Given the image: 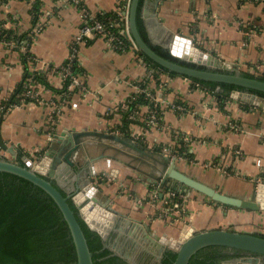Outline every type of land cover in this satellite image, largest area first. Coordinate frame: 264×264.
<instances>
[{
    "label": "crops",
    "instance_id": "1",
    "mask_svg": "<svg viewBox=\"0 0 264 264\" xmlns=\"http://www.w3.org/2000/svg\"><path fill=\"white\" fill-rule=\"evenodd\" d=\"M124 1L80 0V4L96 15L114 12ZM36 3L39 8L33 16ZM151 7L141 11L140 19L152 45L159 46L166 35L164 28L169 29L190 37L196 46L234 64L240 72L264 77V0H161L155 10ZM81 25L79 7L72 3L0 0V29L25 33L28 41L26 56L0 43V114L4 110L0 139L6 146L0 145V156L15 161L22 156L35 159L55 149L48 136L62 131L66 135L83 130L126 136L143 145L145 153L95 135L80 138L73 159L79 165L93 160V182L99 186L101 201L108 199L116 210L161 233L176 235L190 221L196 229L221 226L264 235V210L217 203L195 190L184 191L188 196L182 220L156 218L164 196L153 205L149 199L153 186L148 182L160 173L162 166L156 160L161 158L162 146L174 151L180 143L184 158L175 159L180 171L220 194L248 199L256 179L264 174L263 111L241 100L219 99L181 75L147 76L137 61L139 53L114 49L98 34L78 46V73L87 92L68 93L54 67ZM23 81L36 99H19L7 107ZM162 83L165 89L160 93ZM144 89L156 93V100L147 98ZM154 104L155 121L149 122ZM123 105L135 112L132 119L127 118ZM56 106L59 113L50 131L47 117ZM114 148L121 149L112 153ZM233 149H239L241 156L235 157ZM129 158L133 160L130 166L122 167ZM213 159L229 173L202 165ZM162 190L168 191L166 186Z\"/></svg>",
    "mask_w": 264,
    "mask_h": 264
},
{
    "label": "water",
    "instance_id": "2",
    "mask_svg": "<svg viewBox=\"0 0 264 264\" xmlns=\"http://www.w3.org/2000/svg\"><path fill=\"white\" fill-rule=\"evenodd\" d=\"M160 1L143 0L140 16L141 11L145 12L148 6H152L151 8L155 10ZM138 5L139 0L129 1L127 25L139 54L147 56L169 72L189 79L227 83L240 87L231 89L228 98L247 101L264 113V97L253 92H264V79L255 75L252 77L243 75L234 64L224 63L214 54L196 46L190 37L177 34L164 27L166 35L158 41V45L166 49L175 59L159 54L151 46L150 41L143 39L138 30L136 20ZM218 89L219 86L216 87V90ZM246 96H249V101L246 100ZM3 112L4 110L0 114V121ZM87 135L108 139L140 154L145 153V147L129 137L108 131L82 130L70 135H66L63 131L50 134L48 139L55 145V149L46 150L35 159L22 156L20 163L0 156V171L11 172L31 181L44 189L56 202L72 236L76 264H93L91 252L76 215L89 229L100 235L105 247L124 258L128 263L133 264L135 260L133 255L123 250L119 242L121 238L131 240L135 248L152 255L156 261H160L166 250H172L175 253L172 264H187L191 255L208 245L240 250L242 255L236 257L232 264H264V235L256 231H239L221 226L196 229L190 221H186L176 235L161 233L156 228L142 224L130 215L116 210L109 204L108 199L101 201L98 196L99 186L93 182L95 175L91 162L93 160L87 159L83 165H79L73 159L81 146L80 138ZM0 145L6 148L1 139ZM159 156L160 160L156 161L162 166L160 173L156 178L148 179L149 185L158 183L159 198H162V189L166 186L167 190L180 191L186 198L188 196L184 193L186 189L195 190L208 195L217 203L264 210V174L256 179L257 182L251 189L248 199L236 198L220 194L180 171L174 158L162 153H159ZM74 167L79 169L75 171ZM68 201L75 208L76 214ZM110 234H114L115 238L108 245L106 241Z\"/></svg>",
    "mask_w": 264,
    "mask_h": 264
},
{
    "label": "trees",
    "instance_id": "3",
    "mask_svg": "<svg viewBox=\"0 0 264 264\" xmlns=\"http://www.w3.org/2000/svg\"><path fill=\"white\" fill-rule=\"evenodd\" d=\"M142 1L139 0L138 5L137 27L143 39L148 41L140 19ZM38 8L39 4L36 3L32 8L33 16L37 15ZM107 15L113 18L111 29L114 31L120 29L122 22L116 11L108 14H96L95 16L103 20V17ZM0 30L1 36L4 38H11L19 44L28 43L25 33ZM151 46L159 54L173 58L166 49L156 45ZM140 56L150 66L174 74L160 67L147 56L143 54ZM73 69L79 76L76 62ZM242 74L254 76L250 73ZM260 78L264 79V77ZM191 80L205 90L216 94L219 99H227L231 89L240 88L227 83ZM25 85L27 84L23 81L16 87L6 102L7 107L24 98L26 88L30 87L29 85L25 87ZM217 86H219L218 90H216ZM253 92L264 97V92ZM176 150L182 152L183 146L179 143ZM17 161L21 163V159ZM68 202L76 214L75 208L70 201ZM76 217L85 235L93 264H129L124 258L105 247L104 240L101 239L100 235L89 229L77 215ZM113 236L114 234H110L107 241ZM240 255L241 251L238 249L208 245L191 255L187 264H220L223 259ZM174 258L175 253L172 250H166L160 261L154 264H172ZM0 264H76V252L72 236L56 202L38 185L7 171H0Z\"/></svg>",
    "mask_w": 264,
    "mask_h": 264
},
{
    "label": "built area",
    "instance_id": "4",
    "mask_svg": "<svg viewBox=\"0 0 264 264\" xmlns=\"http://www.w3.org/2000/svg\"><path fill=\"white\" fill-rule=\"evenodd\" d=\"M60 1L64 3H72L76 5L77 7H79V13L82 18V25L77 30V32L74 33L70 37L68 41L67 52L64 58L62 59V61L59 64H57L54 67V69L57 71V73L61 77L65 85L64 87H65L66 92L86 93L87 88L85 84L83 83L81 78L75 73L73 69L74 63L75 62L77 63L78 61L77 59L78 49H79L78 46L80 43L83 42V40L86 37H90L94 34H98V35L103 36L105 41L114 49L123 50V49L128 48L136 53H139L129 33L128 25H127V19H128L127 11H128V5H129L130 0H125L123 3L124 6L121 5L117 7L116 9V12L119 14V18L121 19V22H122L121 28L118 29L117 31H114L113 29H111L112 23H113V18L111 16H108V15L104 16L103 20H100L94 14L90 13L83 6H81L80 0H60ZM0 43L4 44L8 48L19 49L23 54L28 55L27 43L19 44L13 41V39L11 38H4L1 36V30H0ZM126 43H127V46H126ZM137 61L142 67L146 69L145 72L147 76H150V77L158 76L159 77V75L161 76L166 75V72H164L162 69L155 68L147 64L145 60L140 56V54L137 55ZM161 85L162 87L160 89V93L161 91H163V89H165L164 87L165 85L163 83ZM195 85L200 86L198 83H195ZM25 87H27V85H25ZM137 91L138 92L140 91L139 87H137ZM143 92L144 94L146 93L145 95L147 96V98L154 100V101L156 100V96H157L156 93L153 94L152 92L147 91V89L146 90L144 89ZM28 97L32 99H36V94L33 93L29 88H26L24 92V98H28ZM24 98H22L21 100H24ZM123 108L126 109L125 111H127V118L132 119L133 115L135 114L133 109L130 108L129 105H123ZM58 113H59V106H56L48 114L47 121H48V125H49L48 127L50 128V131L53 130V125H54V122L56 120V116L58 115ZM155 113H156V105L154 104V106L151 109L150 115H149V122L155 121V117H156ZM177 138L178 139L181 138L184 141L189 140V138L186 136H180ZM172 146L173 145H171V147ZM172 150L173 148H170L167 145H164L161 148V152L163 154L168 155L170 158H174V159L184 158V151L179 152L175 149L174 151ZM232 152L234 153L235 157L241 156V151L239 149H233ZM219 158H221V156ZM202 165H204V167L212 166L216 169L221 170L222 173L224 174L229 173V171H227V169H225L224 167H221L215 159L205 161L204 163H202ZM152 186L153 188L150 192L149 199L151 198L150 200L152 204L154 205V203L157 201L160 188L158 186V183ZM163 196H162L163 197V200H162L163 209L158 213L156 218H159L163 221L169 220L170 222L182 220L181 212L183 208L185 195L181 193L180 191L175 192L174 190H168L166 193H164ZM173 214H176V216L173 217L172 216Z\"/></svg>",
    "mask_w": 264,
    "mask_h": 264
},
{
    "label": "flooded vegetation",
    "instance_id": "5",
    "mask_svg": "<svg viewBox=\"0 0 264 264\" xmlns=\"http://www.w3.org/2000/svg\"><path fill=\"white\" fill-rule=\"evenodd\" d=\"M114 238H115V235L112 238H110L109 241H107V244L110 245L114 241ZM119 242L121 243L123 250H126L129 255H133V258L135 260V263L133 264H154L155 262H159V261L154 260L153 256L148 254L147 252L142 251L139 248H135L131 240L126 239V238H121ZM235 258L236 257H230L227 259H223L220 264H232V261ZM129 264H132V263H129Z\"/></svg>",
    "mask_w": 264,
    "mask_h": 264
},
{
    "label": "rangeland",
    "instance_id": "6",
    "mask_svg": "<svg viewBox=\"0 0 264 264\" xmlns=\"http://www.w3.org/2000/svg\"><path fill=\"white\" fill-rule=\"evenodd\" d=\"M246 98V100H248L249 101V96H246L245 97ZM247 102V101H246ZM249 103V102H248ZM115 149V148H114ZM116 149H118V150H120L121 148H116ZM112 150V153H117V151L118 150ZM125 149V148H124ZM128 151V150H127ZM111 154V153H110ZM128 162H127V165L126 164H122L121 166L123 167V166H130V163H132L133 162V160L131 159V158H129L128 160H127ZM102 175H104V174H102ZM101 179V178H100ZM152 185H155V184H152Z\"/></svg>",
    "mask_w": 264,
    "mask_h": 264
}]
</instances>
